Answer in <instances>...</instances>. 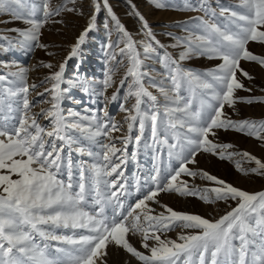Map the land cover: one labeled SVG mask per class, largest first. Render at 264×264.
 Segmentation results:
<instances>
[{"label":"snow or ice","instance_id":"snow-or-ice-1","mask_svg":"<svg viewBox=\"0 0 264 264\" xmlns=\"http://www.w3.org/2000/svg\"><path fill=\"white\" fill-rule=\"evenodd\" d=\"M150 2L157 9L168 7L166 0ZM128 3L135 9L132 0ZM102 6L116 26V39L109 33L105 45L109 61L126 62V71L110 97L106 93L113 86V72L111 68L104 72L98 93L104 98L103 107L85 109L87 114L65 110L62 103L70 90L62 87L66 67L81 54ZM236 7L239 10L218 0L219 11L209 12L203 3L198 8L185 3L183 10L205 15L190 18L198 25L184 36L167 32L166 45L139 11L135 15L142 38L135 39L108 0H92L88 22L62 62L43 65L51 70L42 81L49 86L37 95L47 94L49 99L44 101L48 107L39 112L32 111L29 93L38 85L28 83L27 68L0 74V264H108L111 248L123 251L136 264H264V190L249 192L189 166L198 164V156L208 154L233 162L244 174L264 176V159L248 151H233L234 144L220 139L221 133L233 131L264 144V118L234 119L226 110L239 115L240 104H264V95H239L241 90L251 93L244 80H254L241 61L264 68V53L249 48L251 42L264 47V0H237ZM64 14L83 15L77 0H63L58 6L52 0H0V16L8 17L0 23L26 25L7 29L15 33L12 39L0 35V42L7 45L0 46V52L13 47L47 49L48 44L41 42L42 30L49 23L64 24L62 18L56 19ZM201 58L218 62L202 72L183 66V62ZM148 60H155L164 70L161 81L147 70ZM73 83L85 94H94L86 76ZM125 85L120 108L126 114L127 135L113 136L124 124L109 119L107 104L118 99ZM150 88L156 89L162 102ZM129 100H134L130 106ZM41 118L47 123H41ZM93 144L99 146V153L91 150ZM130 144L136 146L131 153ZM141 146L152 151L153 166L143 181L136 178L139 196L126 208L122 198L130 193L123 169L129 159L137 160ZM73 152L99 157L102 163L89 166L86 161H74ZM165 154L177 163L164 166ZM236 157L254 162L255 167L243 168ZM74 169L79 172L76 184ZM65 171L67 182L59 178ZM197 178L208 184L201 187L195 183ZM101 184L109 190L104 196ZM162 193L206 203L232 201L235 207L218 219H209L161 203ZM176 228L181 229L177 237H168ZM58 230L68 234H57ZM130 235L139 237L143 250L130 242ZM50 241L61 245L55 249L60 254L55 259L47 251Z\"/></svg>","mask_w":264,"mask_h":264},{"label":"rangeland","instance_id":"rangeland-1","mask_svg":"<svg viewBox=\"0 0 264 264\" xmlns=\"http://www.w3.org/2000/svg\"><path fill=\"white\" fill-rule=\"evenodd\" d=\"M168 7L165 9L155 8L150 0H132V4L135 5V9L131 7L128 0H108V3L112 9V12L119 19L120 23L124 25L126 30H128L135 39H141L142 33L139 31L140 22L135 15L136 11L144 15L148 20L150 26L153 28L154 33L157 38L164 42L166 45L169 42L166 36L167 32H172L174 36H184L187 32H191L196 29L198 21L190 20L192 17L204 16L203 11H192L183 10L185 3L191 4L194 7H199L201 3L207 6L209 12L215 10L219 11L218 0H166ZM63 3V0H52L53 6H58ZM220 4L226 7H231L234 10L237 9V0H219ZM77 5L83 15L78 14H64L62 17H57L56 19H63L64 24H54L49 23L45 29L42 30V43H47L48 48L34 47L31 50H23L19 47H13L9 51L0 52V74H6L9 72H15L17 67H25L28 69L27 81L29 84L35 83L38 85L33 90H30L29 98L32 102V111L39 112L41 108H47L48 104L44 101L48 100L49 97L38 96L37 93L43 92L44 88L48 87L49 84L44 81L45 77L49 75L50 69L44 67V64L53 63L58 65L62 62L67 54L69 46L75 41V38L86 26L88 19L92 13V0H77ZM71 6V5H69ZM7 16H0V21L6 20ZM207 19V17H205ZM188 23H185V22ZM105 25L108 27L105 28ZM24 28L22 22L15 21L13 23L4 24L0 23V35H4L9 39L15 37V33H10L7 29L11 28ZM109 33H111V39H116V26L115 21L112 20L111 15L108 13L107 9L101 7L100 13L97 15L96 28L89 34L86 38L84 45L81 48V54L73 58L68 62L66 67L64 80L65 83L62 87L69 88V92L65 95L62 106L65 110L72 109L78 111L81 114H87L85 109L101 108L104 106V98L98 93L100 90V81L103 79V74L106 69L111 68L113 72V86L108 89L106 95L110 97L114 91L119 87V82L123 78L124 72L126 71L125 64H119L117 62L109 61V54L105 49V45L109 39ZM0 46L7 47L4 42H0ZM249 48L256 54L264 53V47L256 42H251ZM173 53L174 56L178 55L177 50L171 48L168 49ZM54 53V55H49V53ZM120 57L117 56V61ZM218 61L209 62L206 59H193L192 61L183 62V66L186 68H192L194 71L202 72L205 69L214 66ZM8 65V66H4ZM147 70L152 71L156 80L161 81V76L163 74V69L155 60H148L145 62ZM241 66L244 70L248 71L250 75L254 77V80L248 81L244 80L247 87L252 88V92L248 93L243 90L239 92L240 96H260L264 95V68L257 65L255 62L241 61ZM81 76H86L89 81H92L90 88L94 90V94L90 92L85 94L78 86L74 85V81ZM148 80H145L146 86L148 85ZM3 87V85H0ZM127 87L120 89L119 97L115 102H110L107 104V111L109 114V119L124 124V116L126 115L120 108V104L123 102V95L126 92ZM154 95L158 96V99L162 102L163 98L159 96L156 89H149ZM79 101V103H77ZM134 103V100H129L128 106ZM15 107V105H13ZM240 112L239 115L232 113L231 109H226L230 115H233L234 119L239 118H264V104L254 103L249 106L246 104L238 105ZM13 117L17 114L13 113ZM14 122V121H13ZM41 123H47L41 118ZM136 134V129L133 130V135ZM78 135V134H77ZM127 135L126 124L121 128L119 132H114L113 136ZM150 133L146 130L145 137H148ZM220 139L223 142H230L235 145L233 151H248L258 158L264 159V144L258 142L255 138L246 137L243 134L229 131L227 133H221ZM85 143L86 141H81ZM150 143V140L148 141ZM121 145L117 143V147ZM136 146L130 144L128 146V152L131 153L135 150ZM91 150L93 152L99 153V146L96 144L91 145ZM236 159L241 160L242 167L249 169L255 167L254 162L242 159L241 157H236ZM74 161H86L89 166L94 163H102V159L97 157H88L87 155H78L73 152ZM177 161L174 159L169 161L167 155L163 156L164 166L169 164L175 165ZM153 166V153L150 149L140 147L137 154V160H128L127 164L124 166V175L127 179V191L130 195L123 197L125 206L134 204L135 200L138 198L139 193L136 191V178L139 177L141 181L144 180L146 176L149 175ZM190 167H198L203 170L209 171L211 174L217 175L219 178L232 183L234 186L240 187L243 190L249 192H256L264 190V176H260L254 173L244 174L243 172L237 171L234 163L231 161H220L208 154L198 156L197 165H189ZM73 183L79 182V172L78 169L73 170ZM87 175V173H86ZM15 178V177H14ZM60 179L67 182V172H62ZM193 181L189 178V183ZM195 183L204 187L208 182L200 180L197 178ZM143 191V188L141 189ZM109 190L104 187L103 184L100 185L101 195L104 196ZM161 203H166L173 207L175 210L187 211L189 213L199 214L209 219H218L221 215L225 214L226 211H230L231 207H235V202L228 201H213L211 203H206L195 197H179L177 194H167L162 193L159 197ZM89 203H91V197H89ZM157 208V211L161 210L159 206L153 205ZM90 210V209H89ZM107 214L111 215L112 210L109 208ZM181 232L180 228H176L167 233V236L175 239L178 233ZM57 234H68L66 230H58ZM130 242L133 243L139 250L141 248L138 236H129ZM58 245L55 241L48 242V254L50 258H57L60 254L56 252ZM110 256L108 264H136L134 259H129L123 251H118L115 248L110 249Z\"/></svg>","mask_w":264,"mask_h":264}]
</instances>
